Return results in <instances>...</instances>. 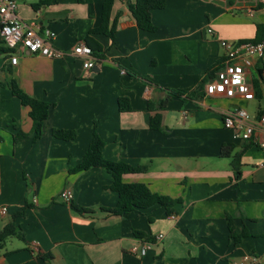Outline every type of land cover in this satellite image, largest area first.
Masks as SVG:
<instances>
[{"label": "crops", "instance_id": "crops-1", "mask_svg": "<svg viewBox=\"0 0 264 264\" xmlns=\"http://www.w3.org/2000/svg\"><path fill=\"white\" fill-rule=\"evenodd\" d=\"M18 1L20 18L37 21L40 35L52 30L53 46L65 55L12 51L0 39V232L9 224L18 231L0 244V264H231L246 255L264 264V152L235 138L222 115L239 107L253 116L264 112V60L251 70L254 100L205 93L226 59L221 41H261L262 0H166L151 13L154 32L138 27L127 0H115L114 40L91 34L103 48L91 70L71 53L101 26L105 0ZM13 82L51 105L37 141H14L31 133L33 122L14 97ZM122 99L129 111L120 110ZM155 115L162 116L163 131L150 129ZM54 129L77 137L56 139ZM94 132L104 141L105 159L148 167L123 181L178 200L172 215L160 205L111 214L107 209L118 204L112 176L103 168L72 174ZM223 148H232L230 157L221 156ZM237 154L239 177L232 165ZM65 188L73 194L70 205L60 197ZM229 218L238 235L250 236L235 243ZM143 243L151 245L145 256L132 252Z\"/></svg>", "mask_w": 264, "mask_h": 264}, {"label": "built area", "instance_id": "built-area-1", "mask_svg": "<svg viewBox=\"0 0 264 264\" xmlns=\"http://www.w3.org/2000/svg\"><path fill=\"white\" fill-rule=\"evenodd\" d=\"M264 6V0H262ZM20 5L18 0H0V39L4 46L12 51L24 49L30 55L42 56L50 59L62 58L65 54L53 46L56 34L50 30H43L35 20L26 22L19 16ZM210 35L213 30L208 29ZM226 59L222 68L215 77L205 85V93L210 98L235 99L245 101L255 99V91L251 80V70L256 60H264V35L259 42L234 43L221 41ZM71 55L83 59V67L91 70L97 65L92 49L85 44L77 45ZM17 57H12L11 63L16 65ZM225 129L233 131L235 138L245 142H251L264 152V112L253 116L243 108L225 110L223 113ZM264 168V161L261 164ZM68 205L73 201V194L69 188H65L60 195ZM8 213L7 207L1 209V214ZM163 235L158 237L162 240ZM151 245L143 243L140 247H134L132 252L145 256ZM231 264H258L254 255H246Z\"/></svg>", "mask_w": 264, "mask_h": 264}, {"label": "trees", "instance_id": "trees-1", "mask_svg": "<svg viewBox=\"0 0 264 264\" xmlns=\"http://www.w3.org/2000/svg\"><path fill=\"white\" fill-rule=\"evenodd\" d=\"M114 2L115 0H105L103 4L101 26L92 30L91 33L84 39L87 46L92 49L93 55L98 59H103V48L100 44L94 41L91 34L106 35L114 40L117 19L110 24ZM165 4L166 0H137L135 4H132L129 0H127V5L135 18L138 27L146 32L155 31L156 28L152 23L151 13L153 10L164 9ZM11 89L14 97L19 99L24 107L29 108V115L33 122L31 133L25 134L20 132L14 140L15 143H18L27 137H33V141L39 140L44 135L45 123L49 117L51 105L27 95L20 88L17 82L12 83ZM172 95L181 96L182 92H174ZM126 102V99L120 100L119 104L122 112H126L131 109L130 106L126 105ZM168 102L169 99H166L160 104V108H165ZM150 129L153 131H163L161 115H155L152 118ZM52 135L56 139L70 142L76 139L77 132L74 130L54 129L52 131ZM104 146V141L96 132H94L92 142L82 162L72 170V174L88 171L93 168H103L112 176L113 184L110 189L118 194V204L114 209H107L108 212L116 216H123L134 210H147L160 205L166 209L168 215H172L174 213V207L179 203L178 200L154 193L144 184L124 183V175L147 172V166L134 167L126 163L109 161L103 156ZM231 154L232 148H223L221 156L230 157ZM232 165L236 171L237 177H239L241 173L240 156L238 154L233 157ZM73 207L80 213L91 212L90 209L75 206ZM229 230L231 238L235 241V243H240L242 239L250 236L248 232L238 235L235 232L234 220L232 218H229ZM136 235L138 237L145 236L143 233H136ZM16 236H18L17 229L13 224H9L0 232V244L5 243L9 238Z\"/></svg>", "mask_w": 264, "mask_h": 264}]
</instances>
